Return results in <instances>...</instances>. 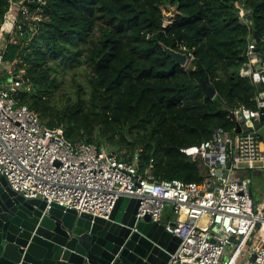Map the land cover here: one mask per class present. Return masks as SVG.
I'll return each instance as SVG.
<instances>
[{"label":"trees","instance_id":"obj_1","mask_svg":"<svg viewBox=\"0 0 264 264\" xmlns=\"http://www.w3.org/2000/svg\"><path fill=\"white\" fill-rule=\"evenodd\" d=\"M237 4L246 10L244 19ZM7 7L8 0H0V22ZM172 8L166 22L163 13ZM30 9L38 13L36 29L24 28L4 51L31 85L14 97L49 129L62 127L71 144L106 147L126 161L137 156L141 172L152 160L159 181L199 182L207 168L180 149L210 139L217 127L236 130L231 110L256 109L262 86L240 70L250 35L264 38V0H45ZM164 47L188 55L187 67ZM59 65L83 69L86 84L74 86V97L60 94V106L52 73ZM255 127L264 141V121ZM252 243L240 263L251 262Z\"/></svg>","mask_w":264,"mask_h":264},{"label":"built area","instance_id":"obj_2","mask_svg":"<svg viewBox=\"0 0 264 264\" xmlns=\"http://www.w3.org/2000/svg\"><path fill=\"white\" fill-rule=\"evenodd\" d=\"M34 4L37 8L45 0H8L0 22V176L9 188L24 199L44 201L46 210L56 204L63 211L105 220L119 198H134L136 222L148 216L179 240L167 264H238L251 240L252 260L242 264H264V198L254 203L251 178L237 176L264 169V148L255 127L264 112V38L251 34L245 49L240 75L262 88L256 109L229 112L240 131L217 127L210 139L180 149L188 158L202 160L207 171L201 181H159L151 173L152 160L141 172L137 156L126 161L106 147L83 140L71 144L62 127L49 129L32 109L17 103L14 96L31 85L15 61L4 60V51L9 41L23 36L24 28L36 29L38 13L30 9ZM236 7L244 19L246 10ZM259 59L261 70H256ZM167 206L172 218L163 222ZM256 228L261 231L253 236Z\"/></svg>","mask_w":264,"mask_h":264},{"label":"water","instance_id":"obj_3","mask_svg":"<svg viewBox=\"0 0 264 264\" xmlns=\"http://www.w3.org/2000/svg\"><path fill=\"white\" fill-rule=\"evenodd\" d=\"M164 51L182 67L189 62L184 53ZM260 65L261 59L255 69ZM201 86L209 98L215 96L205 81ZM259 119L264 121V112ZM137 206L136 199L121 197L108 220L63 211L56 204L46 210L44 201L24 199L0 176V264H167L179 240L148 216L136 222Z\"/></svg>","mask_w":264,"mask_h":264},{"label":"rangeland","instance_id":"obj_4","mask_svg":"<svg viewBox=\"0 0 264 264\" xmlns=\"http://www.w3.org/2000/svg\"><path fill=\"white\" fill-rule=\"evenodd\" d=\"M172 10H173V8L171 10H169V12L164 11L163 14L169 16V18L165 19L166 22L172 16V13H171ZM56 62H59V61L56 60ZM82 72H83V69H81V68L72 69V68H68V67L63 66V65L57 66V68H55L52 71L53 75H55L59 80L58 88L56 89L57 94L55 96V98H57L58 100L53 99L54 104H58L59 106L61 104H63L64 99H62V100L59 99L60 94H65V95H69L71 97H74L75 96V93H74L75 87L74 86L77 83H80L84 87H86ZM73 80H74V82H73ZM253 176L256 177L255 180L259 181V183H257V184L261 186V189H263L264 188V169L257 171V174H254ZM169 208L170 207H168L167 209L169 210ZM167 209H165V211H167Z\"/></svg>","mask_w":264,"mask_h":264},{"label":"crops","instance_id":"obj_5","mask_svg":"<svg viewBox=\"0 0 264 264\" xmlns=\"http://www.w3.org/2000/svg\"><path fill=\"white\" fill-rule=\"evenodd\" d=\"M259 132L264 135V128H260ZM261 146L264 148V141H262ZM259 170H261V169H259ZM259 170L240 171L237 173L238 177H249V178H251L250 190H251V195H252V199L254 200V203H259L264 198V188L261 189V186L257 184V183H259V181L255 180L256 177L253 176L254 174H257V171H259ZM167 208H168V206L165 209H167ZM171 218H172V215H171L170 208H169V210L167 209V211L164 210L162 221L165 222L167 220H170ZM243 251H244V254L242 256H244L246 254L245 253L246 252L245 245L243 247ZM240 258H239V260H240ZM239 260H238V264H242L239 262ZM243 262H247V261H243Z\"/></svg>","mask_w":264,"mask_h":264}]
</instances>
